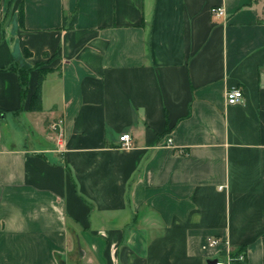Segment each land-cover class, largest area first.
<instances>
[{"label":"crops","instance_id":"1","mask_svg":"<svg viewBox=\"0 0 264 264\" xmlns=\"http://www.w3.org/2000/svg\"><path fill=\"white\" fill-rule=\"evenodd\" d=\"M0 23V264H264V0H0ZM22 61L50 69L39 111Z\"/></svg>","mask_w":264,"mask_h":264},{"label":"trees","instance_id":"2","mask_svg":"<svg viewBox=\"0 0 264 264\" xmlns=\"http://www.w3.org/2000/svg\"><path fill=\"white\" fill-rule=\"evenodd\" d=\"M19 16L20 22L23 24L24 22V2H21L20 9H19ZM77 23V12H74L71 16L66 14L63 15V26L68 29H72L75 27ZM26 55H31V52L26 49ZM43 63H37L34 66L29 65L25 61L22 62H15L6 69H14L19 73V79L21 84V96L23 102L26 99L27 91H28V84H29V73L32 69H37L39 72L37 84L34 93L31 96L29 109L31 111H39L42 109V84L45 79L46 74L50 70L49 68L44 66ZM47 123V121L45 122ZM243 253V251L237 252V254H232L234 258H238V256ZM241 261L239 259L235 260L234 263Z\"/></svg>","mask_w":264,"mask_h":264},{"label":"built area","instance_id":"3","mask_svg":"<svg viewBox=\"0 0 264 264\" xmlns=\"http://www.w3.org/2000/svg\"><path fill=\"white\" fill-rule=\"evenodd\" d=\"M211 12L214 17H224L226 15L225 9L221 5H216L211 8ZM244 90L240 86H233V88H229L226 92V99L229 104H234L243 100ZM50 128L57 134L58 145L61 147L64 143L63 129L61 125V121H53L50 124ZM120 147L128 148L132 145V136L130 133H123L120 136ZM211 245H217L220 243V239L217 237L211 238ZM244 258V254H240L237 259ZM233 256L228 257H219V260L216 264H233L235 260H237Z\"/></svg>","mask_w":264,"mask_h":264},{"label":"water","instance_id":"4","mask_svg":"<svg viewBox=\"0 0 264 264\" xmlns=\"http://www.w3.org/2000/svg\"><path fill=\"white\" fill-rule=\"evenodd\" d=\"M218 260H219V258L211 259V260H209V264H216Z\"/></svg>","mask_w":264,"mask_h":264},{"label":"rangeland","instance_id":"5","mask_svg":"<svg viewBox=\"0 0 264 264\" xmlns=\"http://www.w3.org/2000/svg\"><path fill=\"white\" fill-rule=\"evenodd\" d=\"M8 17V16H7ZM18 19H19V21H20V16L18 17ZM3 26V24L2 23H0V30L3 28L2 27ZM35 128V127H34ZM23 137V136H22ZM33 139H34V136L32 135V138H31V140L33 141Z\"/></svg>","mask_w":264,"mask_h":264}]
</instances>
